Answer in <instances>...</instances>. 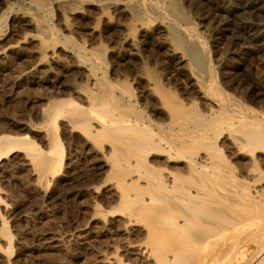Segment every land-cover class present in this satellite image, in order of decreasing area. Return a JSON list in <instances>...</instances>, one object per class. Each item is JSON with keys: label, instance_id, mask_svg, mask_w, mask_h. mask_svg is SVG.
<instances>
[{"label": "rangeland", "instance_id": "rangeland-1", "mask_svg": "<svg viewBox=\"0 0 264 264\" xmlns=\"http://www.w3.org/2000/svg\"><path fill=\"white\" fill-rule=\"evenodd\" d=\"M6 1L0 11V134H27L46 151L52 128L45 108L62 98L58 92L88 107L90 93L108 97L111 89L119 98L112 103L122 111L131 104L134 111L149 113L156 104L168 107L176 100L213 102L233 112L242 109L264 124V49L236 60L232 54L244 43L215 30L214 17L225 15L226 4L180 0L193 18L192 30L168 12L166 0H90L77 14L71 5L51 0ZM235 20L264 24V11ZM123 36L136 39L137 53ZM185 72L193 77L195 92ZM79 120L59 121L65 146L59 177H40L20 152L0 163L5 201L0 212L14 237L8 256V242L0 235V264H149L138 256L144 250L142 226H129L128 210L111 212L124 202L116 200L114 181L103 178L110 171V148L73 128ZM116 249L124 263L116 262Z\"/></svg>", "mask_w": 264, "mask_h": 264}, {"label": "bare ground", "instance_id": "bare-ground-1", "mask_svg": "<svg viewBox=\"0 0 264 264\" xmlns=\"http://www.w3.org/2000/svg\"><path fill=\"white\" fill-rule=\"evenodd\" d=\"M51 1L71 5L75 14L92 3ZM205 1L211 6L226 4L225 15L214 17L215 30L221 35L230 32L234 41L244 43L232 54L236 60L243 62L264 49V24L235 20L247 13L263 12L264 0ZM166 3L174 18L195 29L193 18L183 11L180 0ZM0 5L2 11L8 3L0 0ZM36 7L45 8L42 4ZM122 41L138 52L136 39L123 36ZM178 62L183 64L184 59L180 57ZM184 77L195 92L191 74L185 72ZM115 86L116 92L119 87ZM110 91L108 97L90 93L88 107L68 97L67 92H58L62 98L50 101L45 108L52 128L48 150L27 134L1 132L0 163L20 152L42 174L40 177H59L65 164L59 121L78 117L73 128L81 129L101 147L107 143L110 148L107 161L111 166L106 161L110 171L107 169L108 178H103L114 181L116 200L124 202L110 209L116 215L128 210L129 226H142L143 246H139L144 250L138 256L149 264H264V124L259 118L242 109L233 112L215 107L213 102L203 107L182 100H174L168 107L154 104L149 113L134 111L130 101L133 107L129 105L128 111H122L112 103L119 98ZM4 203L0 197V209ZM0 218V235L7 240L5 251L11 256L14 237L1 212ZM115 251L116 262L124 263V256Z\"/></svg>", "mask_w": 264, "mask_h": 264}]
</instances>
